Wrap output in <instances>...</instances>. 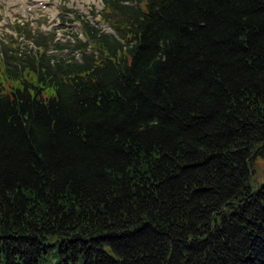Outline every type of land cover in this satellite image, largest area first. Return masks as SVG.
I'll use <instances>...</instances> for the list:
<instances>
[{"label": "trees", "instance_id": "obj_1", "mask_svg": "<svg viewBox=\"0 0 264 264\" xmlns=\"http://www.w3.org/2000/svg\"><path fill=\"white\" fill-rule=\"evenodd\" d=\"M102 2L0 51V264H264V0Z\"/></svg>", "mask_w": 264, "mask_h": 264}, {"label": "rangeland", "instance_id": "obj_2", "mask_svg": "<svg viewBox=\"0 0 264 264\" xmlns=\"http://www.w3.org/2000/svg\"><path fill=\"white\" fill-rule=\"evenodd\" d=\"M102 9L101 0H0V51L11 59L26 57L39 49L41 40L49 55L79 58L71 47L86 39L77 18L115 34L111 25L97 21ZM254 171L264 175V162L259 160Z\"/></svg>", "mask_w": 264, "mask_h": 264}]
</instances>
